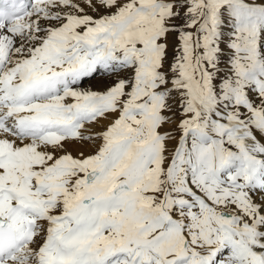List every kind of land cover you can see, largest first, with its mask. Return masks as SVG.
Wrapping results in <instances>:
<instances>
[{
	"label": "snow or ice",
	"instance_id": "obj_1",
	"mask_svg": "<svg viewBox=\"0 0 264 264\" xmlns=\"http://www.w3.org/2000/svg\"><path fill=\"white\" fill-rule=\"evenodd\" d=\"M261 197L264 0H0V264H264Z\"/></svg>",
	"mask_w": 264,
	"mask_h": 264
},
{
	"label": "rangeland",
	"instance_id": "obj_2",
	"mask_svg": "<svg viewBox=\"0 0 264 264\" xmlns=\"http://www.w3.org/2000/svg\"><path fill=\"white\" fill-rule=\"evenodd\" d=\"M228 30H229V25L228 24H225V37L227 38L228 36ZM87 150V149H85Z\"/></svg>",
	"mask_w": 264,
	"mask_h": 264
},
{
	"label": "bare ground",
	"instance_id": "obj_3",
	"mask_svg": "<svg viewBox=\"0 0 264 264\" xmlns=\"http://www.w3.org/2000/svg\"><path fill=\"white\" fill-rule=\"evenodd\" d=\"M85 86H87V85H85ZM73 147H75V146H73ZM261 199H264V197H261Z\"/></svg>",
	"mask_w": 264,
	"mask_h": 264
}]
</instances>
